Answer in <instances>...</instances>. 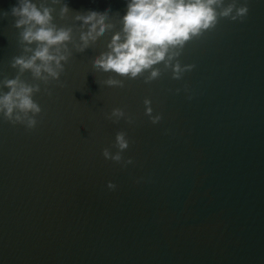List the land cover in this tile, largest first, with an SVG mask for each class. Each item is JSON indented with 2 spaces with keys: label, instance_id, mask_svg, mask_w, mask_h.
Returning a JSON list of instances; mask_svg holds the SVG:
<instances>
[{
  "label": "water",
  "instance_id": "obj_1",
  "mask_svg": "<svg viewBox=\"0 0 264 264\" xmlns=\"http://www.w3.org/2000/svg\"><path fill=\"white\" fill-rule=\"evenodd\" d=\"M65 2L52 15L74 38L76 12L108 8L116 30L126 4ZM247 7L186 42L176 59L193 67L178 79L160 64L151 81L104 83L116 74L91 60L111 31L80 52L69 44L57 80L22 75L39 85L40 112L32 128L0 118V264H264V0ZM21 51L7 15L0 78L16 75ZM120 131L121 161L105 159Z\"/></svg>",
  "mask_w": 264,
  "mask_h": 264
},
{
  "label": "clouds",
  "instance_id": "obj_2",
  "mask_svg": "<svg viewBox=\"0 0 264 264\" xmlns=\"http://www.w3.org/2000/svg\"><path fill=\"white\" fill-rule=\"evenodd\" d=\"M57 4L60 17L70 11L65 0H15L10 9L0 10V19L7 15L13 17L22 46L21 54L10 61L16 75L0 78V118L10 123L34 127L40 107L32 97L39 91V85L27 83L21 77L28 72L34 81L57 80L69 58V44L80 52L106 31H111L105 50L91 60L94 68L116 74L105 80L110 86L122 84V80L115 77L134 79L142 73H146V82L151 81L160 75L161 68L156 67L160 64L163 69L171 70L172 78L178 79L193 67L181 65L176 59L186 42L214 27L218 18L237 20L248 11L247 0H126L123 14L118 15L119 28L116 30L109 20L108 8L76 12L73 19L78 22L79 31L74 38L71 27L54 22L53 5ZM149 104L145 99V114L156 123L160 115H151ZM122 116L121 109L111 110L110 118ZM114 147L117 151L110 153L105 148L102 155L120 162L121 151L128 147L124 132L115 134ZM124 163H131V159ZM115 187L111 181L107 183L108 189Z\"/></svg>",
  "mask_w": 264,
  "mask_h": 264
}]
</instances>
